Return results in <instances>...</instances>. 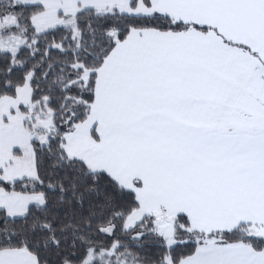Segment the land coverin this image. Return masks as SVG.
I'll return each instance as SVG.
<instances>
[{
	"label": "snow or ice",
	"instance_id": "obj_1",
	"mask_svg": "<svg viewBox=\"0 0 264 264\" xmlns=\"http://www.w3.org/2000/svg\"><path fill=\"white\" fill-rule=\"evenodd\" d=\"M0 264H264V0H0Z\"/></svg>",
	"mask_w": 264,
	"mask_h": 264
}]
</instances>
